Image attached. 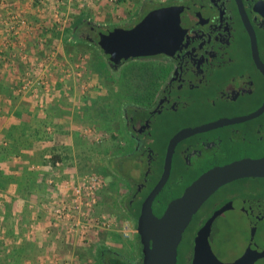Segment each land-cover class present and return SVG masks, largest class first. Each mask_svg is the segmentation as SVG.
<instances>
[{"label":"flooded vegetation","instance_id":"af4514ba","mask_svg":"<svg viewBox=\"0 0 264 264\" xmlns=\"http://www.w3.org/2000/svg\"><path fill=\"white\" fill-rule=\"evenodd\" d=\"M154 4L152 10L183 8L185 31L168 53L114 64L109 60L110 52L106 54L99 46L105 38L100 33L131 29L148 12L129 26L88 27L110 68L121 70L132 61L145 64V81L139 82L142 90L123 111L120 132L126 141L124 155L117 160L123 166L119 175L124 186L122 211L132 219H138L144 201L159 182L168 145L179 133L196 130L177 139L173 146L168 179L151 204L158 218L168 203L204 172L241 159L264 157V0H171ZM84 34L81 36L90 41L89 34ZM108 48L111 51L113 47ZM218 191L194 215L198 219L190 236L188 264H192L196 234L217 211L237 199L264 201L263 196L250 192L244 197L227 193L218 199ZM244 213L249 224L240 245L248 254L243 251L242 258L241 248L232 251L242 262L253 255L254 246L264 248V221L255 220L264 214ZM223 221L227 226L228 218Z\"/></svg>","mask_w":264,"mask_h":264},{"label":"rangeland","instance_id":"374dc122","mask_svg":"<svg viewBox=\"0 0 264 264\" xmlns=\"http://www.w3.org/2000/svg\"><path fill=\"white\" fill-rule=\"evenodd\" d=\"M129 13L105 9L98 16L117 20L128 17ZM126 25L124 22L116 24L120 27ZM5 27L3 37L13 40L17 57L27 64V45L14 41L22 27L13 36L6 25ZM70 28L71 26L60 28L63 39L71 35ZM79 32L89 34L91 40L78 34L75 44L62 43L64 48L60 50V65L54 74H49L42 80V77L37 79L38 76L31 75L24 69L15 80L23 82L34 76L30 81H35L36 78L40 86H12L10 95L6 98L8 101L5 105L10 107L15 105V100L19 97L21 103L29 106L26 109L33 120L39 115L41 121H34L30 126L36 129L38 125L41 131V126L44 128L45 134H41L39 140L45 141V144H40L41 152L38 151L33 157L36 160L31 158L32 161L28 164L32 169L29 173L33 175L29 174L27 177L26 174L25 179L32 177L35 180L38 175L42 179L39 178L41 182L38 186L36 181L31 183L26 179L29 186L25 185L23 190H26V208L30 207L22 213L25 200L9 203L12 187L7 184L4 170L9 165L4 159L8 144L4 138L0 140V151L3 153L0 152V264H100L96 251L98 244H102L101 248L120 255L121 263L122 259L141 264L136 250L132 249L137 242L135 222L120 208L124 186L108 164L113 160V164L121 171L123 166L115 159L126 141L120 132L122 119H110L106 110L119 93V85L111 81L112 78L117 79L118 71L109 67V73L103 75L97 67V55H104L94 47L96 36L89 33L86 26H82ZM10 62L14 63L12 58ZM143 64H129L120 72L128 75L131 69L137 71L143 68ZM46 80L50 84H46ZM120 82L125 85L122 80ZM92 175L101 180L95 194V203L89 209H81V212L88 210L87 215L84 217L72 211L70 220L56 221L54 210L60 206L74 207V187L82 186ZM23 178L24 176L19 178L17 187ZM246 192L264 197V181L250 179L233 182L222 187L216 196L219 199L227 193H235L244 197L247 196ZM36 193L42 197L39 198L41 213H37V204L31 198L34 194L37 196ZM34 214H40L38 216H41L39 220L45 227L42 229L44 234H36L42 225L35 229L29 227L37 221L33 220ZM42 216H45L44 220ZM23 223L25 226L22 228ZM191 241L192 238L183 236L178 247V264H188ZM108 258H104L105 263Z\"/></svg>","mask_w":264,"mask_h":264},{"label":"water","instance_id":"95a60500","mask_svg":"<svg viewBox=\"0 0 264 264\" xmlns=\"http://www.w3.org/2000/svg\"><path fill=\"white\" fill-rule=\"evenodd\" d=\"M182 11L183 8L175 6L152 10L131 29L114 28L100 33L105 38L103 42H99V46L106 54L110 52L109 60L114 64L121 60L168 53L169 48L178 38H182L185 31ZM107 46L113 47L111 51ZM192 132L196 130L179 133L170 141L161 178L143 203L136 222V234L141 245V264H177L178 247L185 230L213 194L225 185L239 180L264 179V157L245 158L212 168L187 186L179 197L170 201L161 217H155L151 204L168 179L173 146L177 139ZM257 204L261 207H254ZM246 210L264 214V201L237 199L217 211L196 234L192 264H258L263 261L264 248L261 247L254 246L256 251L253 250V255H256L246 256L245 262L232 255L234 248L242 249V258L245 253L248 254V250L240 245L247 236L249 223L246 222ZM229 214H232L231 218L228 217ZM226 218L227 226L223 221ZM255 220L262 222L264 218ZM217 241L221 242L218 247Z\"/></svg>","mask_w":264,"mask_h":264},{"label":"crops","instance_id":"0c3cea01","mask_svg":"<svg viewBox=\"0 0 264 264\" xmlns=\"http://www.w3.org/2000/svg\"><path fill=\"white\" fill-rule=\"evenodd\" d=\"M84 1L87 2L89 6L84 10H77V5ZM72 2L73 4H70L68 8L67 6H62V8L59 7L60 9L56 10V8L54 9L55 4H53L52 1H48L44 5L40 0H0V140L4 138L3 140L8 144V149L5 150L6 153L4 159L7 160L6 163L9 165L4 168V170L7 184L12 187V190L10 189L12 196L9 198V203L14 204L17 203L18 200H25L26 203H23L22 205V213L30 207L28 206V209L26 208L28 202L24 195L26 190H23L25 185L29 186L25 182L26 179H29L28 181L31 183L36 181V186L40 185L41 180L39 181V178L42 179L40 175H38V178L35 180L32 177H27L31 174L29 172L32 170L28 167L29 162L36 160L33 159V157L35 158V155L38 154L37 152L40 151V144H45V141L39 140L40 135L45 134V132L42 126L41 129L43 131L39 130L38 125L36 129L34 126H30L34 121L39 122V115L36 116V120H33L26 109V107L29 106L24 102L21 103L19 97L15 100L14 106L9 107L5 105L8 101L6 98L10 95L11 87L40 86L37 79L42 77L43 80L45 79L43 77L55 73L56 69L59 68L58 65H60L61 48H64L62 43L75 44V39H73L71 35L67 36L68 38L65 36L63 39L60 28L68 26L72 27L76 18H85L90 21L93 26L97 27L114 26L119 22H124V24L127 23L129 25L130 23L133 24L138 22L144 14L150 12L153 9L154 4L147 0H138L136 1V8L129 13L128 17L113 20L98 16L105 9L111 10L107 7H102L104 6L102 5V2H98V4L94 0H73ZM11 15L25 21V25L22 27L23 29L21 28L18 37L14 41L16 43L23 42L25 46L27 45L26 55L28 54V58L25 59L29 64H24L26 62H21V59L19 60L15 53L16 45H14L15 43H13V40H6L2 35L3 30L4 32L6 31L4 21ZM61 22L63 23L61 24ZM11 58L14 63L10 62ZM24 69L26 72L28 71L29 74L38 76L37 79L35 78V81H30L31 78L34 79V76H30L29 80L23 82H19L18 79L15 80L17 78L16 76L21 74ZM43 83L45 84V82ZM46 84H50L49 81L46 82ZM26 174L27 177L25 179ZM22 176H24V178L22 179L20 186L17 187V181ZM36 194L37 196L34 194L31 198H33L32 200L37 204V213H41V209H39V203L41 202L39 198L41 195H39V193ZM12 211L15 212L13 209ZM9 213L11 214V208H9ZM38 215L40 214H34L33 220L37 221H34L35 225H29V227H34L35 229L38 225H42L40 228L41 230L36 229V234L41 235L44 234L42 229L45 227L43 226L42 221L39 220L41 219V216ZM44 217L42 216L43 220ZM24 226L23 223L22 228ZM38 240H40V238H38ZM38 240L37 243H40ZM100 245L102 244L97 245L98 248H101Z\"/></svg>","mask_w":264,"mask_h":264},{"label":"trees","instance_id":"16d2710c","mask_svg":"<svg viewBox=\"0 0 264 264\" xmlns=\"http://www.w3.org/2000/svg\"><path fill=\"white\" fill-rule=\"evenodd\" d=\"M158 6H160V5H158ZM82 26L93 27V24L85 18H83V19L82 18H76L72 24V27L70 28L71 36L73 37V39H77L78 34L82 35V33L79 32ZM94 27H97V26H94ZM109 27H117V26L114 25V26H109ZM100 28H106V27H100ZM94 47L96 48L95 45H94ZM96 49H98V48H96ZM136 63H139V62H136V61L129 62L125 65V67L129 64H136ZM143 65L145 67V64H143ZM97 67L103 75H107L109 73V71H108L109 65L107 64L106 59H104V56L101 57V56L97 55ZM144 67L139 68L137 71H134L131 69V72L128 75L124 74L125 76L121 74L119 69L116 70V71H118L117 79L112 78L111 81L113 83H117V85H119V88H118L119 93L117 94V97L114 99L111 106H109L106 109L108 111V114L110 115L109 116L110 119H112V120L119 119V118L122 119V116L124 113L123 111L127 107V103L133 102V100L136 99L139 91L142 90V88L139 87L140 85L138 83L141 82L143 84L145 81L144 76H143V71H142L144 69ZM121 80L123 82H125L124 86L120 84ZM117 155L118 156L115 160H118L122 155H124V153L122 150H121V152H119V150H118ZM108 164H110V166L113 168V172L115 173V177L118 179V181L122 185L121 178H119L120 170L116 167V164H113V160L109 161ZM100 171L104 172L102 169H100ZM242 181H245V180H242ZM122 204H124V198L120 199V208H122ZM195 217H193V221L194 220L195 221L192 222L194 224L193 225L191 224V226H189V228L185 232V236H187V237L193 236V234L195 233V230H196L195 222H197V219H198V218L194 219ZM129 219H132V218H129ZM132 220H134L135 227H136L137 219L134 218ZM136 237H137L136 247H133L132 249L136 250L137 257H139L141 260V257H142L141 245L139 243V237L137 234H136ZM96 251H97L98 261L100 264H132L133 263V261L126 262V261H123L122 259H121V261H122V263H121L120 262V255H118V254H116V253H114L111 250L106 249V248H98ZM105 257H109L107 259L106 263L104 262ZM177 264H178V262H177Z\"/></svg>","mask_w":264,"mask_h":264},{"label":"built area","instance_id":"2783aa9c","mask_svg":"<svg viewBox=\"0 0 264 264\" xmlns=\"http://www.w3.org/2000/svg\"><path fill=\"white\" fill-rule=\"evenodd\" d=\"M52 1L53 4H55L54 9L59 10L62 8V6H68L70 4H73V0H40L41 3H44V5L48 2ZM97 4L98 2H102V7H107L111 10H118V9H123L126 11H133L136 8V1L138 0H94ZM146 1V0H142ZM148 2H153L157 4H166L171 0H147ZM89 4L87 2H81L77 5L76 9L77 10H84L86 7H88ZM60 7V8H59ZM63 22H61L62 24ZM10 31V34L16 35L17 34V29L20 27H23L25 25V21L23 19H19L13 15H11L9 18L6 19V24H5ZM89 180L85 181L82 186L74 187L72 196H73V205L74 207H66V206H60L56 208L53 212L56 221L58 220H70L69 218H72V211L77 214H81V216H86L87 212L82 211V207L85 209H89L94 203H95V194L96 191L98 190V187L100 185V178L92 175L88 177ZM62 205V204H61ZM72 205V206H73ZM73 213V214H74ZM89 216V215H88Z\"/></svg>","mask_w":264,"mask_h":264}]
</instances>
